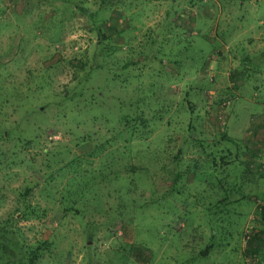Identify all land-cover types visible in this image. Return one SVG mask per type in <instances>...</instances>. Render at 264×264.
Wrapping results in <instances>:
<instances>
[{
	"label": "rangeland",
	"instance_id": "obj_1",
	"mask_svg": "<svg viewBox=\"0 0 264 264\" xmlns=\"http://www.w3.org/2000/svg\"><path fill=\"white\" fill-rule=\"evenodd\" d=\"M234 4L0 0V264H264V179L222 187L236 162L264 164V53L230 46L250 26ZM105 158L129 200L122 176L119 192L87 173L66 185Z\"/></svg>",
	"mask_w": 264,
	"mask_h": 264
},
{
	"label": "trees",
	"instance_id": "obj_2",
	"mask_svg": "<svg viewBox=\"0 0 264 264\" xmlns=\"http://www.w3.org/2000/svg\"><path fill=\"white\" fill-rule=\"evenodd\" d=\"M9 82H5V81H0V85H1V88L4 86V85H7ZM75 94L74 93H72V94H70V96L71 97H73ZM0 98H1V94H0ZM2 102V100H0V103ZM65 105H67V103H65ZM4 108V107H3ZM125 119H127V121L128 120H131V118L130 117H132L131 115H129V116H127V115H125V116H123ZM126 121V122H127ZM4 122V125L6 126V123L8 124V121H3ZM0 124H2V122L0 121ZM3 125V124H2ZM4 126V127H5ZM9 128V127H8ZM0 136L1 137H7V136H9V132H8V129H6V128H4L3 130H1L0 131ZM86 140H87V135L86 134H81V137H80V139L78 140V143H84V142H86ZM68 150L66 149V148H64V149H62L61 151H58V153L60 154H62V152H67ZM110 153H111V155H114L115 153H114V151L113 150H111L110 151ZM54 154H55V152L54 153H52L51 154V157L52 156H54ZM109 155V154H108ZM108 155H107V158H108ZM78 158V157H77ZM107 158H105L104 160H103V162H101V164H104V165H106V166H108V168H109V170H98V169H91V168H93V167H91L90 168V166H87V165H85V168L83 169V171L81 170V168H79V164H78V166L77 167H75L74 169H76V172H75V174L73 175V176H70V177H68L67 179H66V185L68 186H70V182L71 183H73L74 182V178L76 177H78L79 175H86V173H87V175L86 176H88V178H89V180L92 182V184L94 183V179L96 178V177H98V176H102V177H106L107 179H108V182H109V185L111 184V185H113L114 187H113V192H119V190H120V188L118 187V185L116 184L117 183V181H116V179L115 178H117L116 176H122L124 179L123 180H126V183H127V188H126V190L124 191L125 192V194H127V195H125L124 197H125V199L124 200H129L130 199V197L128 196L129 194H130V190L132 189V185H133V180L130 178V177H128L126 174H127V169H126V172L124 173V175L123 174H121L120 172H119V169H113L112 168V165L114 164V161L112 160H109V159H107ZM214 162V161H213ZM221 162H222V164H224V165H228V163H229V161H227L225 158H223V157H221ZM73 163V161L72 160H69V162L67 163L68 165H65V167H67V166H69V165H71ZM215 163V162H214ZM83 163H81V165H82ZM222 164H220V165H222ZM234 165H235V162H233L232 163V166L234 167ZM223 166V165H222ZM236 167V170H239V172H234L233 174H232V176H230V179H229V181L228 180H226L225 181V185L223 186L222 185V187H223V189H224V191H225V195H227V192H229L228 190H229V188H227V187H229L228 186V183H230L231 184V188H230V190L231 189H234V187H235V189H237L239 192H241L242 191V188L241 187H243V186H251L252 184H251V182L253 183V182H258L259 180H261V179H264V164H261V163H256V162H248V161H246L245 163H242V162H236V165H235ZM60 168H64V166H61ZM72 169H73V167H72ZM80 170V171H79ZM74 171V170H73ZM96 171H98V172H96ZM107 172V173H104V172ZM89 173H91L90 174V177H89ZM210 173H214V169L213 170H208V172H204V174L206 175V176H208V177H210ZM179 174V175H178ZM177 175H176V177H175V179H174V182H172V184L171 185H169L170 186V190L169 191H165L164 192V194H162V196H159V195H157V196H155V197H153V200H151L150 202H153V205H157V206H159L160 204H162L161 202H162V200L163 201H168V203L169 204H172V202H171V199L174 197V194H177L178 193V191L175 189V185L178 183V180H176V178H178V176H180V177H182L183 176V172H179ZM97 175V176H96ZM184 177V176H183ZM197 182H200L199 184L200 185H205V186H208V188H211L212 187V189L214 188L215 189V187H213V185L211 184V179H207V178H204V179H202V180H200V181H197ZM89 184H90V182H88ZM139 183H141V182H139ZM95 185H93V187H94ZM123 185L121 184V187H122ZM125 187V186H124ZM95 188V187H94ZM207 188V189H208ZM217 188V187H216ZM87 189H89L88 187H84V189H81L80 190V192H81V194H79V196H81V195H84V194H86V192L85 191H87ZM85 190V191H84ZM216 190L218 191V189H215L214 191H215V194L217 193L216 192ZM31 192V187L30 186H26L25 187V189L23 190V191H21V195L23 196V200H24V205H25V202L27 201L25 198H26V195H28L29 193ZM91 193V195H90V198H95V199H97V200H100L99 199V195L94 191V192H90ZM153 193H154V191H153ZM62 198H63V200L65 199V198H67V197H65V196H61L60 195V197H59V201H60V204H61V201L63 202V200H62ZM207 197H201V199H203L204 201H205V199H206ZM53 199H54V197H53ZM52 199V200H53ZM222 200H225V196H223V199ZM53 201H55V200H53ZM132 202H135L136 200L133 198L132 200H131ZM221 200H219L218 202H220ZM57 203V202H56ZM58 204V203H57ZM148 205V202L147 201H144V202H141L140 203V205H135L136 207V209L138 210V209H140L141 208V210L142 209H144L146 206ZM58 207H57V210L59 211L60 209L59 208H61V211H64L65 209H67V208H69V209H72V207H71V205L70 206H68L67 207V205H65L64 207L61 205H57ZM201 206H203L204 207V211L206 212V214L207 215H211V214H213V211L211 212V209L212 210H214L213 209V207L209 204V203H206L205 205H204V202L202 203V205ZM23 211H24V216H25V218H27L28 217V213L26 212V209L24 208L23 209ZM215 211L216 210H214V213H215ZM117 212V211H116ZM121 213H122V211H119L118 212V215L120 216L121 215ZM167 215H166V213H161V217H159V221H162L165 217H166ZM210 227H211V229H213V230H219V228L218 229H216L217 227H215V225H213V224H210ZM219 227H220V225H219ZM169 228V227H168ZM171 229V228H170ZM151 229H149L148 231H150ZM153 234V238L155 239H157V240H161V239H163V237L162 236H160V229L159 228H154L153 229V231L151 230L150 231V234ZM212 236H213V234L211 233L210 234V237L212 238ZM159 237V238H158ZM45 243H47V241L45 240L44 241ZM44 243V244H45ZM88 245V244H87ZM210 246L211 245H207L205 248H203V254H204V252L205 251H207L209 248H210ZM202 250V249H201ZM201 250L199 251V254H201Z\"/></svg>",
	"mask_w": 264,
	"mask_h": 264
},
{
	"label": "crops",
	"instance_id": "obj_3",
	"mask_svg": "<svg viewBox=\"0 0 264 264\" xmlns=\"http://www.w3.org/2000/svg\"><path fill=\"white\" fill-rule=\"evenodd\" d=\"M179 1L177 0V2ZM234 2L239 10L240 7H243V13H245L244 19L239 18V16L235 19L236 24L238 25L239 21L240 23H250V26H247L244 30L247 38L245 43L234 41L230 46L234 45L233 48L236 51L240 46H244L251 53H264V0H234ZM182 17L183 15L180 14V18ZM234 35L236 39H239L242 31L237 30L233 33V37ZM230 37H232V34H230Z\"/></svg>",
	"mask_w": 264,
	"mask_h": 264
}]
</instances>
